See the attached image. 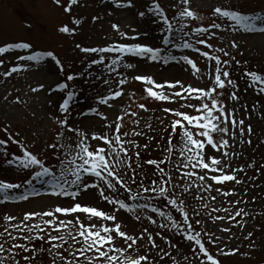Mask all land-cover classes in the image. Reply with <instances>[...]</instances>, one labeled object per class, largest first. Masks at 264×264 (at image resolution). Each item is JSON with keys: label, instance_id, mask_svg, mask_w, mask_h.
<instances>
[{"label": "rangeland", "instance_id": "1", "mask_svg": "<svg viewBox=\"0 0 264 264\" xmlns=\"http://www.w3.org/2000/svg\"><path fill=\"white\" fill-rule=\"evenodd\" d=\"M158 2L170 22L181 20L177 12L183 8L182 0H158ZM66 3L67 0H62V4ZM217 4L256 13H260L261 9H264V0H190L189 6L196 10L202 19L188 18V23L182 29L173 23V31L169 33L159 31L164 25L157 14L147 13V8L151 6V0H133L131 6L126 3L116 5L113 0H78L76 4L71 5L69 12H65L64 8L55 4L54 0H0V43L17 42L22 39L30 42L33 46L31 49H10L7 53L0 54V59L5 61L3 65H0V139L8 140L7 144H0V179H7L19 185L15 189L7 190L9 195L27 196L23 200L4 201V194L0 193V233L7 230V233L16 237L15 240H12L7 234L0 235V244L4 245L5 249L12 247L14 243H25L18 229H13L10 226L12 223L19 225L25 211H45L54 208L56 204L64 206L72 202L69 197L47 191L52 187L47 181L51 179V176L59 178V172L64 167L61 161L65 159L68 152L75 151L74 145L77 141L75 133L62 129L54 117L67 119L70 124L83 131L104 132L107 130L105 120L96 113L86 112L88 107H96L98 112H103L106 115L108 122H114L115 116L120 111L127 112V115L123 117L121 132H127L129 135L121 138L126 141L125 146L129 147L133 169L137 174L135 183L130 185L134 192L140 191L139 185L142 181L145 187H153L151 181L156 180L159 176L156 166L148 165L146 161L150 158L163 160L160 166L165 169V174L171 173L172 175V185H175V188L172 185L169 186L174 196L185 201L186 210L195 226L197 217L203 232L211 234L217 241L216 244H212L208 240L205 243L218 256L221 264L264 263V92H260L258 90L259 83L251 81L244 72V69L247 68L264 75V33H260L258 30L249 31L239 28L232 31L222 27L221 29H208V33L215 32V35L191 33L188 36H182V32H190L192 27H198L200 24H204L205 27L209 23L221 22L231 25V22L226 18L217 19L212 15L211 9ZM140 11H144L146 15L139 16L138 12ZM93 16H98L99 19L93 20ZM72 17L82 18V23L75 26ZM112 23L120 24L123 30L130 33L135 30L140 35L135 38V41L131 36L120 38L111 28ZM62 24L74 26L77 31L71 34L60 32L59 27ZM164 35L169 36L167 44L162 42ZM112 39L159 46L162 48V56L166 51L169 57L175 56L176 59H168L165 64L163 60L149 61L146 58L125 53L122 57L123 61L116 65L109 61L119 53L93 54L81 50L83 47L103 46L111 42ZM185 39L193 44V48L173 47L174 44L182 43ZM199 39H207L214 47L210 49L207 44L200 45ZM232 40L237 42L236 48L231 47ZM77 45L81 47H77ZM197 47L201 49L199 53L195 50ZM219 48L225 49L228 55L224 56L218 51ZM36 51H52L54 58L44 57L38 62L29 61L27 57ZM204 51L210 52L212 56L220 55L222 60H230L227 67L230 77L238 84L235 91L239 101L234 102L229 99L233 87L228 84L219 90L222 92L221 98L226 107H235V115L238 119H244L245 126L248 124L252 126V132L248 134L246 131L243 137L245 142L240 143L241 137L237 131L236 142L230 139L228 145L230 168L237 169L236 175L241 179V183L237 184L234 181L218 183L212 181L210 177H206L207 182L213 185L211 191L201 190L203 186L197 177L189 175L192 172L199 173V169L184 170L182 168L180 162L184 160V157L179 154V130L173 135L172 153L169 155L165 152V148L170 146L168 135L171 129L166 127L170 120L163 112V108H175L179 104L176 101L160 102L152 99L145 94L144 83L133 78L137 74H151L158 82L165 79L176 80L175 77L165 76L161 73L165 65L170 64L169 69L173 70L175 74H181V81L184 84H191L193 87L210 86L212 77L209 73L213 71L215 61L211 57H204ZM102 54L106 57L102 64H91V60ZM17 56L25 59L18 61ZM130 56L137 60L132 63L134 67L130 71L121 70L122 63H125ZM183 56L192 58L199 71L193 70L191 65L182 59ZM55 58L61 61L63 70L55 64ZM237 60L241 63L237 64ZM16 63H24L27 67L18 69L10 76L5 77L3 72L10 70ZM104 65H108V68H112L114 71H108ZM69 73H80V75L74 76L71 81H68ZM121 75L127 77L126 83L120 86L124 88L122 95L114 99L110 98L108 104L96 100L98 95H107L109 89L115 90ZM60 81L67 83L68 89H54L53 86ZM104 81H108V84L106 85ZM36 84H44V88L36 92L31 91V88ZM67 90H72L74 96L70 101L69 110L65 114L58 110V106ZM165 90L169 91L167 88ZM181 95L183 96L184 93ZM17 96L20 97V102L15 101L14 98ZM186 102L199 103L194 98L187 99ZM139 103H144L146 108L139 109ZM129 108L131 111H128ZM182 110L191 111L188 108ZM131 112H136L137 115L132 116ZM136 120L139 121L138 124L133 123ZM146 125H150V127H146ZM5 127L11 136L2 130ZM133 129L144 134H132ZM58 131L62 132L61 140L56 138ZM249 135L251 143L247 142ZM216 138L218 139V136ZM128 141L133 142L136 147H130ZM92 143L99 144L101 142L92 141ZM20 145L43 160L45 166L52 169L51 176H34L32 173L38 172L39 166L32 165L29 168H24L16 162V156L22 155L24 150ZM49 145L59 146L49 147ZM143 145H148V147L145 149ZM137 150L140 152L141 168H136L135 164L134 153ZM206 150L213 155H221L219 150L210 147H207ZM166 155H169V159L164 160ZM240 165H244L243 170H239ZM249 165L252 166L249 167ZM121 171L127 178L128 173ZM85 177L89 182L95 179L93 174H85ZM165 179H167V175H165ZM189 184L192 186L189 191L185 192L181 185L188 186ZM74 188L75 186H72L66 190L71 191ZM229 188L234 191L225 195L224 192ZM215 189H221V191ZM109 193L126 199V202L129 203L136 205L151 203L165 213L171 212L169 209L164 210L162 198L156 199V202H151L145 197L131 198L123 189L118 192L107 190L106 194ZM211 197H215V199L213 200ZM77 199L82 203L101 207L105 211L111 210L110 206L99 197L94 187L82 191ZM145 212L152 216L156 223L150 222L144 215ZM5 214L12 215L16 219L5 221L3 219ZM76 215H80L85 222L91 219L82 213L58 214V217L63 220H74ZM116 215L118 219L125 221L126 230L130 234H138L142 229L147 228L154 234L160 248L168 252V255L164 256L159 250H153L150 255L154 264H173V261L175 264H189V261L192 264H198L199 258L193 255L196 248L191 247L182 232L174 227L161 228L162 223H167V218L156 213L154 207L137 208L135 213L120 210ZM136 215L141 216L140 221L135 219ZM229 215H232L234 219L229 220L227 218ZM217 217L223 219H217ZM48 218L44 217V219ZM37 219L32 218L31 221H25V223L31 227ZM92 222L100 223L94 219ZM104 223L108 222L104 221ZM41 227L44 226L41 225ZM71 227L75 228L77 225L73 223ZM224 228H228L229 231H223ZM63 231V229L58 230L61 233ZM156 232L169 236L171 244L176 247L171 248V245L163 241L161 237L155 236ZM249 232L252 233L251 236H248ZM24 234L28 233L25 231ZM77 239L79 238L77 237ZM32 243L37 249L35 256H32L31 250L25 252L23 249L16 248L13 253L0 252V264H26L24 256H28L32 264H52L53 259L56 264H63L60 258L49 255L48 249L53 242L46 239H35ZM117 243L119 244V241ZM65 246L69 245L65 243L63 247ZM218 246L232 247L238 251L225 255L216 252ZM148 248L149 245L144 238L140 240L139 245L133 251L144 254ZM70 252L71 249L68 251V255ZM76 259H80V257Z\"/></svg>", "mask_w": 264, "mask_h": 264}, {"label": "snow or ice", "instance_id": "2", "mask_svg": "<svg viewBox=\"0 0 264 264\" xmlns=\"http://www.w3.org/2000/svg\"><path fill=\"white\" fill-rule=\"evenodd\" d=\"M55 4L61 5L65 12L70 11V7L76 4L78 0H67L66 4H62V0H54ZM114 4L122 5L126 3L131 6L133 0H113ZM183 8L181 11L177 12V15L181 18L180 21H169V17L165 15L164 9L158 0H151V6L147 8V13L157 14L159 19L163 21V27L159 29L161 32L173 31V23L176 24L178 28H183L185 24L188 23V18L202 19L200 14L190 7V0H182ZM212 15L217 19L220 17L226 18L227 21L231 22V25L225 22L221 23H209L207 27L204 24H200L198 27H192L190 32H182V36H188L191 33H205L215 35V32L208 33V29H221L222 27L229 28L235 31L237 28L243 30H258L260 33H264V9H261L260 13L254 11H245L242 9H233L227 6H222L217 4L211 9ZM138 15L144 17L146 13L144 11L138 12ZM72 22L75 26H79L82 23V18L72 17ZM93 20L99 19L98 16H93ZM111 28L115 30L117 36L120 38H135L140 35L139 32L132 30L125 31L121 28L120 24L112 23ZM59 31L63 33H75L77 31L76 27H70L69 24H62L59 27ZM164 44L169 43V36L164 35L162 38ZM198 43L200 45L207 44L208 48H213L214 46L208 42L207 39H199ZM232 48H236L237 42L232 40L230 42ZM33 46L30 42L25 40H19L17 42H4L0 43V54L7 53L10 49H31ZM77 47H81L77 45ZM173 47H184L193 48V44L189 43L188 40H183L182 43L174 44ZM86 53H107L114 52L119 53L114 58H112L109 63L119 65L122 62V57L125 53L133 54L136 57H143L149 61L163 60L167 64L168 59L175 60L176 57H169L165 51L164 56L161 55L162 48L159 46H152L148 43L143 42H122L120 39H112L111 42L103 46H93V47H83L81 49ZM196 52L199 53L201 49L197 47ZM219 52L227 56L228 53L223 48L218 49ZM204 57H211L215 61V67L209 75L212 77L210 86L207 87H193L191 84H184L181 80H162L158 82L154 79L151 74H137L133 78L136 81H141L144 83V92L147 96L151 97L160 102L176 101L178 107H164L163 112L169 117V124L166 126L171 129L168 135L169 147L165 148V152L169 155L173 151V135L179 130V145L180 156L184 157L181 166L184 170L189 168L199 169L200 172H192L189 175H195L203 186L201 190L211 191L213 190V185L207 182L206 177L214 182L223 183L228 181H234L235 183H241L236 175L237 169L230 168V158L228 152V145L230 139L236 142L237 131L240 134V143L245 142L243 137L247 131L248 134L252 132L251 124L245 126V121L243 118H237L235 115V107H226L222 100V92L219 91L223 89L226 84L232 85L233 90L229 94V99L234 102L239 101L237 92L238 84L230 77V72L227 65L230 64L229 59H223L220 55L212 56L208 51L203 52ZM44 57L54 58V53L52 51H36L32 52L27 59L29 61L38 62ZM105 55H99L96 59L91 60V64H102L105 61ZM24 57L17 56L18 61L24 60ZM182 59L191 65L193 70L199 71L196 62L189 56H183ZM5 61L0 59V65H3ZM240 64L241 61H236ZM55 64L63 70V65L58 58H55ZM108 68V65H104ZM127 68L132 69L134 65L132 63H127L125 65ZM27 67L24 63H16L10 70L4 71L3 75L8 77L12 72ZM108 71H114L112 68H108ZM247 77L253 82L259 83V91L264 92V75L258 73L255 70L244 69ZM80 73H69L67 80L71 81L74 76H78ZM120 75V74H118ZM127 77L122 76L116 84L115 90L109 89L107 95H98L96 100L102 103L108 104L109 99L117 98L122 95L124 88L120 87L126 83ZM107 85L108 81H104ZM44 88V84H36L31 88V91L36 92ZM54 89H68L67 83L60 81L53 86ZM169 91H166L165 89ZM50 91L53 89H49ZM181 93H184L182 96ZM74 96L72 90H67L62 102L58 106V110L62 113H67L69 110L70 101ZM194 98L199 101V103H187V99ZM16 102H20V97L14 98ZM111 106V105H109ZM245 107H247L245 105ZM139 109H145L146 105L144 103L138 104ZM183 108H188L191 111L182 110ZM128 111H131L129 108ZM87 113H96L102 119L105 120L107 130L104 132L92 130L90 132L83 131L79 127H74L68 122L67 119H61L59 117H54L56 122L61 126L62 129H67L69 132L75 133L77 136V141L75 142L74 152H68L65 159L61 161L64 167L59 172V178L51 176L52 169L45 166L43 160L39 159L32 151L23 148V154L16 156V162L22 165L24 168H29L32 165L39 166V171H34L32 175L37 177H44L45 175L51 176V179L47 181L49 185H52L50 191L52 194H59L64 197H69L71 203L69 205L61 206L56 204L54 208H49L45 211H25L23 213V218L19 221V225L12 223L10 226L13 229H18L19 234L22 236L25 243H14L12 247L5 249L4 245L0 244V252L13 253L14 249H23L25 252L31 250L32 256L37 254V249L32 243L35 239H46L50 244L48 249L49 255H54L63 261V264H154L151 258V252L153 250H159L164 256L168 255L163 248H160L159 244L154 238V234L148 231L147 228L142 229L138 234H130L125 227V221L118 219L116 213L120 210H126L128 213H135L137 208H148L154 207L155 212L159 213L161 217L167 218V223H162L161 228H175L182 232L183 237L186 238L191 247L196 248L193 253L195 257H198V264H221L220 259L216 254H214L205 244L202 236L207 235V240L212 244H216L217 241L213 239L211 234L197 232L191 228V225L187 224L189 219L188 212L186 210L185 201L181 200L178 196H174L169 192V188L165 185H172V175L171 173L165 174V169L160 165L163 160L149 159L146 161L148 165L156 166L159 176L156 180H152L151 184L153 187H145L143 181L139 185L140 191L134 192L132 190L131 184L136 181V172L133 169V161L131 154L129 153V147H126V141L122 139V136H127L129 133L121 132L123 117L127 115L126 111H120L118 115L115 116L114 122H108L107 117L103 112H98L96 107H88L86 109ZM84 115V113H81ZM132 116H136V112H131ZM162 122V121H161ZM133 123L138 124L139 121H133ZM150 127V125H146ZM8 136L11 133L5 127L2 129ZM132 134L143 135V132H137L136 129L132 130ZM218 136V139L216 138ZM57 140L63 138L62 132L56 133ZM92 141H100L99 144H93ZM248 143H251L250 135L247 139ZM8 140L0 139V144H7ZM130 147L135 148L136 145L128 141ZM59 146V145H49V147ZM146 149L148 145H143ZM210 147L215 150H219L221 155H213L206 150ZM123 153V155H122ZM136 157V168H141L140 164V152L139 150L134 153ZM169 155L164 157V160L169 159ZM252 165H249L251 167ZM244 165H240L239 170H243ZM128 173L127 178L122 174ZM257 171H259L257 169ZM215 174H212V173ZM85 174H93L95 179L90 182L85 177ZM155 174V173H154ZM167 175V179H165ZM84 178V179H82ZM194 183V182H193ZM75 188L71 191L66 190L67 188ZM188 186L181 185L185 192L189 191ZM19 187L18 184L12 183L7 179H0V193H3V200H23L26 199V195H9L7 190L15 189ZM90 187H94L99 197L105 201L110 206V211H105L101 207L91 205L88 203H82L77 198L81 195L82 191L88 190ZM175 188V185H172ZM123 189L128 197L131 198H143V193H151L154 196L165 197L168 199L166 201L167 205L173 207L179 205V214L183 215L184 223L178 222L172 215L171 212L165 213L161 211L159 207H155L151 203H145L136 205L133 203L126 202V199L118 198L116 195L111 193L106 194L107 190H113L118 192ZM216 191H221V189H215ZM234 189H227L224 192L227 195L233 192ZM246 191V190H245ZM215 199V197H211ZM255 199V197H253ZM238 202V201H237ZM236 203V202H233ZM82 213L89 216L91 219L88 222L81 219L80 215H76L74 220H63L59 219L58 214H73ZM147 219L156 223L152 216L147 215ZM245 215H247L245 213ZM44 217H49L44 219ZM32 218H38L33 222L30 227L25 221H31ZM229 220H233V216L229 215L227 217ZM3 219L5 221H13L16 217L12 215L5 214ZM92 219L100 221V223H93ZM135 219L140 221L141 216L136 215ZM217 219H223L222 217H217ZM107 221L108 223H104ZM75 223L77 227L72 228L71 226ZM199 224V221H196ZM237 223H239L237 221ZM41 225L44 227L42 228ZM243 226V225H241ZM47 229V232H45ZM63 229L64 231L58 232V230ZM25 231L28 233L25 235ZM223 231H229L228 228H224ZM73 232L75 233L73 235ZM9 235V238L15 240L16 237L5 232L0 233V235ZM252 233L249 232L248 236ZM155 236L161 237L163 241L171 245V248H175L176 245L171 244L169 236L163 235L161 232H156ZM77 237L79 239H77ZM146 238L149 248L144 254H140L138 251H133L139 245L140 240ZM119 241V244L117 243ZM67 243L71 247V252L69 255L65 256L62 254L60 249ZM75 245V247H72ZM142 246V245H140ZM238 250L232 247H217V253H223L225 255L235 253ZM80 257V259H76ZM26 264H32V261L28 256H24ZM187 260V257H185ZM52 264H56L55 259L52 260ZM175 264V261H173ZM189 264H192L189 261Z\"/></svg>", "mask_w": 264, "mask_h": 264}, {"label": "trees", "instance_id": "3", "mask_svg": "<svg viewBox=\"0 0 264 264\" xmlns=\"http://www.w3.org/2000/svg\"><path fill=\"white\" fill-rule=\"evenodd\" d=\"M150 159H153V158H150ZM166 187H168V188H169V192H170L172 195H174L173 192H172V190H171V188H170L169 186H166ZM143 196H144L145 198H147L148 200H150V201H156V199L162 198V201H163V207H165L164 210L169 209V210L171 211L172 215L175 217V219H176L178 222H180V223H184L183 215H182V214H179V211H178V210H179V205H177V206H175V207H173V206H171V205H167V203H166V201H167V199H168L167 196H165V197H159V196H154V195H152L151 193H143ZM163 198H164V199H163ZM159 200H160V199H159ZM159 205H160V204H159ZM187 224H188V225H191V228L194 229V230L196 231L195 223L192 222V221L190 220V216H189V219H188V221H187ZM65 247H66V246H65ZM65 247L61 248L60 251L62 250V251H61L62 254L65 255V256H67V255H68V251H69L70 249H66ZM72 247H75V245H73ZM76 258H77V257H76Z\"/></svg>", "mask_w": 264, "mask_h": 264}, {"label": "bare ground", "instance_id": "4", "mask_svg": "<svg viewBox=\"0 0 264 264\" xmlns=\"http://www.w3.org/2000/svg\"><path fill=\"white\" fill-rule=\"evenodd\" d=\"M123 61V60H122ZM135 62H137V60L134 58V57H128V59H127V61L125 62V63H122V65H121V70H129L130 71V69L129 68H127L125 65H126V63H135ZM169 66H171L170 64H168V65H165V67L163 68V70H161V73L163 74V75H165V76H172V77H175L176 79H179V80H181L182 79V75L181 74H175V72L173 71V70H170L169 68ZM87 121V120H86Z\"/></svg>", "mask_w": 264, "mask_h": 264}]
</instances>
